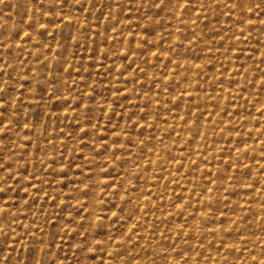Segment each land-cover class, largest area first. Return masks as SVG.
<instances>
[{"label":"rangeland","instance_id":"374dc122","mask_svg":"<svg viewBox=\"0 0 264 264\" xmlns=\"http://www.w3.org/2000/svg\"><path fill=\"white\" fill-rule=\"evenodd\" d=\"M0 264H264V0H0Z\"/></svg>","mask_w":264,"mask_h":264}]
</instances>
